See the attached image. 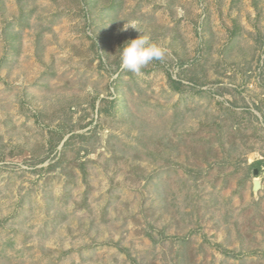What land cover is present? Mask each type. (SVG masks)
I'll use <instances>...</instances> for the list:
<instances>
[{"label":"rangeland","instance_id":"obj_1","mask_svg":"<svg viewBox=\"0 0 264 264\" xmlns=\"http://www.w3.org/2000/svg\"><path fill=\"white\" fill-rule=\"evenodd\" d=\"M143 34L164 59L119 68ZM230 103L264 125V0H0V264H264Z\"/></svg>","mask_w":264,"mask_h":264},{"label":"trees","instance_id":"obj_2","mask_svg":"<svg viewBox=\"0 0 264 264\" xmlns=\"http://www.w3.org/2000/svg\"><path fill=\"white\" fill-rule=\"evenodd\" d=\"M10 26H12V23L10 22L8 24L7 29H10ZM119 68L121 67V62H119ZM170 81H171V85L172 88L175 92H183L185 90H187L188 87L193 88V86L195 85H187L185 83H183V81L181 79H175L170 75ZM205 92V90L203 89H198L196 93H202ZM95 105V104H94ZM237 106L235 103H230V105L228 106H224L223 107V112L227 115V119L231 120V123L229 125L230 128L232 129H236V131L240 132L242 129L247 128L250 129L252 128L254 130V136H257L258 139L262 140V142L264 141V137L260 136L258 133H260V131L264 130V125L262 124V121L259 119V117L251 111V109L249 108L248 105H246L242 110L237 111ZM256 109L258 111H261L262 109L259 107V105H257ZM105 110V109H104ZM107 110V109H106ZM245 116H243V114H245ZM247 115H249L250 117V121L255 123H250V125L245 124L244 123V118H247ZM243 118V119H242ZM254 118V121H253ZM264 118V115H263ZM248 121V118H247ZM224 123H220L217 124L220 127V131H225L224 128ZM245 126V127H244ZM228 127V125H227ZM74 130V127H71L69 129L64 130V132H62V135H60V137L58 138V141L56 143L60 144L62 142V140L64 139L65 135L68 134L69 132H72ZM84 138L85 137V133H73L67 140H65L64 144H63V149L61 150V155L57 158V160L55 162H51L48 165V169H52V168H56L57 166H63V170L66 168V163H68V159L66 158V154L68 152V146L71 145L74 141V138ZM248 137V136H247ZM53 149L56 148V144H54ZM255 146H250L249 150H254ZM79 150L77 151V154L79 155ZM90 152L88 149L86 150V153ZM78 157V156H77ZM80 158V156H79ZM40 161H43L40 160ZM78 164L82 165L83 162H79ZM264 168V154L263 157L255 159L254 161L247 163V172H246V178H249L251 176L254 175H258L261 173L262 169ZM257 171V173H256Z\"/></svg>","mask_w":264,"mask_h":264},{"label":"clouds","instance_id":"obj_3","mask_svg":"<svg viewBox=\"0 0 264 264\" xmlns=\"http://www.w3.org/2000/svg\"><path fill=\"white\" fill-rule=\"evenodd\" d=\"M130 27L138 29L135 23L127 22L122 30L126 31ZM118 51L121 66L134 74H140L141 69L150 62L163 60L166 55V49L158 43L151 42L146 34L128 40Z\"/></svg>","mask_w":264,"mask_h":264},{"label":"water","instance_id":"obj_4","mask_svg":"<svg viewBox=\"0 0 264 264\" xmlns=\"http://www.w3.org/2000/svg\"><path fill=\"white\" fill-rule=\"evenodd\" d=\"M256 173H257V171H256ZM254 188L255 189L259 188V181L257 179L254 181Z\"/></svg>","mask_w":264,"mask_h":264}]
</instances>
